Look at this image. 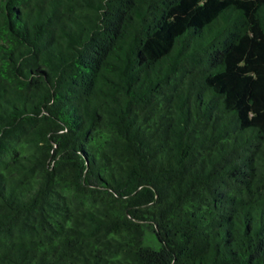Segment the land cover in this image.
I'll return each mask as SVG.
<instances>
[{
  "label": "trees",
  "instance_id": "16d2710c",
  "mask_svg": "<svg viewBox=\"0 0 264 264\" xmlns=\"http://www.w3.org/2000/svg\"><path fill=\"white\" fill-rule=\"evenodd\" d=\"M0 264H264V0H0Z\"/></svg>",
  "mask_w": 264,
  "mask_h": 264
}]
</instances>
